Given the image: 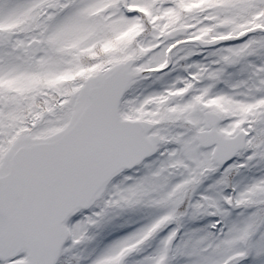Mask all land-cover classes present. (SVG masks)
I'll return each instance as SVG.
<instances>
[{
    "label": "snow or ice",
    "instance_id": "obj_1",
    "mask_svg": "<svg viewBox=\"0 0 264 264\" xmlns=\"http://www.w3.org/2000/svg\"><path fill=\"white\" fill-rule=\"evenodd\" d=\"M124 212L88 264H264V0H0V264Z\"/></svg>",
    "mask_w": 264,
    "mask_h": 264
},
{
    "label": "rangeland",
    "instance_id": "obj_2",
    "mask_svg": "<svg viewBox=\"0 0 264 264\" xmlns=\"http://www.w3.org/2000/svg\"><path fill=\"white\" fill-rule=\"evenodd\" d=\"M124 174H128V172H126V173H124ZM137 175H139V173H137ZM121 176L118 178V179H116L115 181H113L112 182V184L111 185H114V184H117L120 180H121ZM236 180H239V179H241V176H236V178H235ZM208 183H211V180H205L204 181V184L205 185H207ZM88 210H86L85 212H87ZM126 213L128 214V212H124V213H122L121 215H120V219H119V217L117 216V217H115L114 218V220L111 222V224L110 225H108V226H106L105 228H103V229H89V232H88V235L89 236H91L92 238L90 239V240H87V242H86V240L85 241H83L81 244H79V245H77V246H75V247H69V245H70V241H67L66 242V244H65V246H64V248H67L68 250L67 251H64V252H62V256H61V258L59 259V261H58V263L57 264H76L77 263V261L79 260V259H82L83 260V263L84 264H88V263H86L85 262V260H84V258H83V253L86 251V250H90L91 252L93 251V249H97V251H99L100 250V248L101 247H98V242L99 241H101L100 240V238L98 237V230L100 231V233H104V230H108V233L110 234H114V231H116V230H118V229H120V228H123V227H119V225L120 224H123L124 223V221H128V219H127V217H123L122 215L124 214V215H126ZM135 213H137V212H135ZM138 215H139V213H137ZM127 216V215H126ZM140 216H141V214H140ZM140 216L138 217V218H134V219H132V220H130V221H132V222H139L140 220H141V218H140ZM76 218H79V214L78 215H76V217L74 218V219H76ZM207 218V217H206ZM74 219H72L71 221H70V223H69V225L72 223V222H74ZM210 218L208 217L206 220H204V222L205 223H207L208 222V220H209ZM129 221V222H130ZM126 225H128V223L126 224ZM125 225V226H126ZM124 226V227H125ZM96 230H97V232H96ZM96 232V233H95ZM125 234V233H124ZM112 237V239H114V238H116V236L115 235H112L111 236ZM111 239V240H112ZM84 249V250H83ZM81 250H83L82 252H79V251H81ZM96 251V252H97Z\"/></svg>",
    "mask_w": 264,
    "mask_h": 264
},
{
    "label": "trees",
    "instance_id": "obj_3",
    "mask_svg": "<svg viewBox=\"0 0 264 264\" xmlns=\"http://www.w3.org/2000/svg\"><path fill=\"white\" fill-rule=\"evenodd\" d=\"M137 213H139V215ZM137 213H135V212H128V214L126 213L127 216L124 215V214L122 216L123 217H127L128 221H130V220H132L134 218H138L140 216L141 213L140 212H137ZM118 217L120 219V216H118ZM132 221H130L128 223V225H126L125 227L120 228V229L114 231V234H111V233L109 234L108 233V230H104V233H100V231L98 230L99 233L97 235H98V237L101 240V241L98 242V247H101L102 248L105 244H107L108 242H110L111 239H112V237H111L112 235H115L116 237H118L120 235H123L124 233H126L128 231H131L132 229H134L135 227H137L139 223H142L143 222L142 220H140L139 222L138 221L137 222H132ZM204 224H206L204 221H201V222H199V221H187L186 224H185V228H192V227H196V226H202ZM96 232H97V230H96ZM86 242H87V240H86ZM83 250H81L79 252H82ZM96 251H97V249H93L92 252L90 250H86L83 253V258H84V260H85L86 263H88V259H85V258L86 257L87 258H90L91 255H94ZM76 264H84V263H83V260L82 259H79Z\"/></svg>",
    "mask_w": 264,
    "mask_h": 264
},
{
    "label": "water",
    "instance_id": "obj_4",
    "mask_svg": "<svg viewBox=\"0 0 264 264\" xmlns=\"http://www.w3.org/2000/svg\"><path fill=\"white\" fill-rule=\"evenodd\" d=\"M114 177H116V176H114ZM114 177H113V178H114ZM113 178H112V179H113ZM85 210H86V209H85ZM70 219H71V218H70ZM70 219H69V220H70ZM67 222H68V221H67ZM67 222H66V223H67ZM65 242H66V241H65ZM64 244H65V243H64ZM58 258H59V257H58ZM57 260H58V259H57Z\"/></svg>",
    "mask_w": 264,
    "mask_h": 264
},
{
    "label": "flooded vegetation",
    "instance_id": "obj_5",
    "mask_svg": "<svg viewBox=\"0 0 264 264\" xmlns=\"http://www.w3.org/2000/svg\"><path fill=\"white\" fill-rule=\"evenodd\" d=\"M221 87L223 86V85H220ZM236 177H234V179H235Z\"/></svg>",
    "mask_w": 264,
    "mask_h": 264
}]
</instances>
